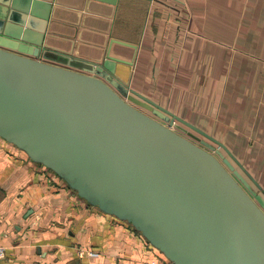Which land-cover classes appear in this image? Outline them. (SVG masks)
Wrapping results in <instances>:
<instances>
[{
    "label": "water",
    "instance_id": "1",
    "mask_svg": "<svg viewBox=\"0 0 264 264\" xmlns=\"http://www.w3.org/2000/svg\"><path fill=\"white\" fill-rule=\"evenodd\" d=\"M49 4L0 0V136L173 264H264L259 183L222 141L126 87L122 59L42 49Z\"/></svg>",
    "mask_w": 264,
    "mask_h": 264
},
{
    "label": "crops",
    "instance_id": "2",
    "mask_svg": "<svg viewBox=\"0 0 264 264\" xmlns=\"http://www.w3.org/2000/svg\"><path fill=\"white\" fill-rule=\"evenodd\" d=\"M48 1L42 49L122 59L126 87L222 141L264 193V0ZM0 244V264H173L2 136Z\"/></svg>",
    "mask_w": 264,
    "mask_h": 264
},
{
    "label": "built area",
    "instance_id": "3",
    "mask_svg": "<svg viewBox=\"0 0 264 264\" xmlns=\"http://www.w3.org/2000/svg\"><path fill=\"white\" fill-rule=\"evenodd\" d=\"M77 253L78 254H87L89 256H94L97 252L91 248H80L77 247ZM5 254V246L3 244H0V258H2Z\"/></svg>",
    "mask_w": 264,
    "mask_h": 264
},
{
    "label": "rangeland",
    "instance_id": "4",
    "mask_svg": "<svg viewBox=\"0 0 264 264\" xmlns=\"http://www.w3.org/2000/svg\"><path fill=\"white\" fill-rule=\"evenodd\" d=\"M181 124V123H180ZM184 126V125H183ZM187 129H189L188 127H186ZM189 130H191V129H189ZM192 131V130H191ZM192 132H194V131H192ZM194 133H196V132H194Z\"/></svg>",
    "mask_w": 264,
    "mask_h": 264
},
{
    "label": "flooded vegetation",
    "instance_id": "5",
    "mask_svg": "<svg viewBox=\"0 0 264 264\" xmlns=\"http://www.w3.org/2000/svg\"><path fill=\"white\" fill-rule=\"evenodd\" d=\"M184 134V133H183Z\"/></svg>",
    "mask_w": 264,
    "mask_h": 264
}]
</instances>
